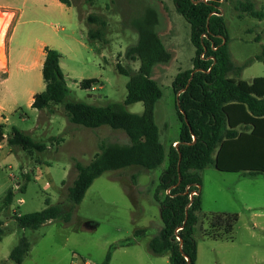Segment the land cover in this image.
I'll return each instance as SVG.
<instances>
[{
	"label": "rangeland",
	"instance_id": "374dc122",
	"mask_svg": "<svg viewBox=\"0 0 264 264\" xmlns=\"http://www.w3.org/2000/svg\"><path fill=\"white\" fill-rule=\"evenodd\" d=\"M246 1L254 4V10L264 11V0L220 2L229 52L237 66L260 54L264 47V18L256 19L236 10ZM70 4L72 25L48 2L0 0V78L6 73L5 48L13 25L14 37L8 44L12 78L6 88L11 94L17 93L20 108L9 116L0 146V264H15L9 254L21 237L29 243L22 264H102L109 245L131 237L139 228H148L149 234L133 247L115 250L108 264H169L166 258L153 256L147 244L161 227L160 208L153 195L167 166V151L179 133L172 81L179 71L191 68L194 56L189 24L175 11L171 0H70ZM146 8L156 11V31L171 55L168 62L155 64L151 70V78L161 90L154 106V121L165 150L162 164L150 171L129 166L104 172L88 188L68 223L49 222L35 230L20 228L13 214L40 211L45 208L46 199L51 205L64 201L66 189L76 176L75 163L88 164L101 141L122 143L127 137L104 125L90 129L70 123L62 104L41 111L27 106L25 88L19 85L26 78L25 70H15L20 44L17 38L21 42L26 29L34 28L37 21L52 25L50 33L64 41L62 69L70 90L64 102L94 106L121 103L126 96L128 76L120 74L116 64L129 72L137 70L138 61L128 60L125 52L137 40L130 21ZM10 11L15 12V20L14 15H8ZM89 30H102L104 36L90 41ZM227 76L250 82L264 77V64L253 61L242 68L239 76ZM89 78L98 79L101 85L92 90L82 89L80 82ZM29 79L34 90L43 91L40 73L39 81L37 76ZM126 110L141 114L142 103L127 105ZM12 127L43 143L46 149L27 153L18 147L10 148L6 137ZM9 189L14 191V197L5 207L4 196ZM200 196L201 212L193 227L195 264H264V173L219 172L209 165L200 172ZM210 213L237 214L231 239L203 236L207 228L205 217Z\"/></svg>",
	"mask_w": 264,
	"mask_h": 264
},
{
	"label": "trees",
	"instance_id": "16d2710c",
	"mask_svg": "<svg viewBox=\"0 0 264 264\" xmlns=\"http://www.w3.org/2000/svg\"><path fill=\"white\" fill-rule=\"evenodd\" d=\"M59 1L71 6L70 0ZM171 2L189 24L194 56L191 68L179 71L172 81L179 133L176 145L171 144L167 151V166L159 176L153 195L160 208L161 227L150 238L147 248L154 256L167 254L169 264H195L193 227L201 212L200 172L212 165L219 172L264 173V77L246 82L227 76L229 73L239 76L242 68L253 61L264 64V47L260 54L237 66L228 48L221 0ZM236 8L253 18H264V11L254 10L252 2L240 3ZM157 23L158 15L152 8H146L130 21L137 40L127 48L125 56L128 60H137L139 65L136 71L129 72L116 64L117 71L128 76L126 96L121 103L94 106L64 102L70 90L59 66L61 54L44 47L41 68L44 89L33 95L30 108L41 111L50 109L53 104H62L70 123L90 129L104 125L120 130L127 137V143L101 141L98 152L88 164L75 163L76 176L66 189L64 201L51 205L46 199L45 208L40 211L12 215L20 228L35 230L49 222L68 223L88 188L104 172L129 166L150 171L162 164L165 150L159 142L154 121V106L161 97V90L151 78V70L155 64L168 62L171 55L156 31ZM103 36L102 30L87 33L90 41L101 40ZM96 85H101L96 78L80 82L84 90H92ZM137 102L142 103L141 114L126 110L127 105ZM3 140V125H0V144ZM6 143L10 148L18 147L27 153L46 149L43 143L33 141L15 127L11 128ZM132 179L134 181L135 175ZM191 192L195 194L191 196ZM13 197L14 191L9 189L4 196L5 207L11 204ZM237 219L234 213H210L205 217L207 228L203 236L214 240L231 239ZM148 234V228L135 229L131 237L109 245L102 264L109 263L117 248L130 247ZM28 250L29 243L21 237L9 259L22 264Z\"/></svg>",
	"mask_w": 264,
	"mask_h": 264
},
{
	"label": "crops",
	"instance_id": "0c3cea01",
	"mask_svg": "<svg viewBox=\"0 0 264 264\" xmlns=\"http://www.w3.org/2000/svg\"><path fill=\"white\" fill-rule=\"evenodd\" d=\"M35 1L41 2V3L48 2L53 8L57 9L61 14H63L62 16L64 18H67L68 21L70 20V25H72V17H71L72 16L71 15L72 6H66L62 4L59 0H35ZM8 15L10 16L14 15V20H15L16 18L15 12L10 11ZM50 28H52V25L50 24L48 25L44 22L37 21V24L34 26V28L26 29V34L23 35V39L21 40V42L19 40L20 37L17 38V42H19L20 44H18V48L16 50L17 61L15 63V70H25L26 78H23V80L19 81L20 83L19 85H21L20 87H22L23 89L25 88L24 90L27 96V106H30L33 95L35 93H38L36 90L32 88V81L29 79V77L37 76L38 81H39V73L41 74V68H42V64H43L44 56H45L44 47L55 49L61 54V58L59 60V66L63 73L62 56H63V51H64L63 50L64 41L59 37L53 36L50 33ZM53 28L55 29V27ZM60 29L62 30V28ZM13 30H14V27L12 25L8 39H7L6 48H5V67H6L5 72L6 73L4 77L0 78V87L3 86L2 88H0V125H3V129L6 127L9 121V116L12 115L13 113H16L17 110L20 109L19 104H18L19 102H18L17 93L11 94L7 91V88H6V85L10 84L11 78H12L10 74V70H9L8 44L14 37ZM65 36L69 37V35H65ZM158 135H159V130H158ZM125 143H127V141L122 142V144H125ZM174 143L176 144V140L172 141L171 144H174ZM137 242L130 247L135 246ZM130 247H124L122 249H127ZM155 257L166 258V260L168 261L167 254L163 256H155ZM149 264H155V263L150 261Z\"/></svg>",
	"mask_w": 264,
	"mask_h": 264
},
{
	"label": "built area",
	"instance_id": "2783aa9c",
	"mask_svg": "<svg viewBox=\"0 0 264 264\" xmlns=\"http://www.w3.org/2000/svg\"><path fill=\"white\" fill-rule=\"evenodd\" d=\"M174 145H176V144L174 143L173 146H174ZM166 193H168V190L166 191ZM194 194H195V192H191L190 195L192 196V195H194Z\"/></svg>",
	"mask_w": 264,
	"mask_h": 264
},
{
	"label": "bare ground",
	"instance_id": "6f19581e",
	"mask_svg": "<svg viewBox=\"0 0 264 264\" xmlns=\"http://www.w3.org/2000/svg\"><path fill=\"white\" fill-rule=\"evenodd\" d=\"M1 42V41H0Z\"/></svg>",
	"mask_w": 264,
	"mask_h": 264
}]
</instances>
